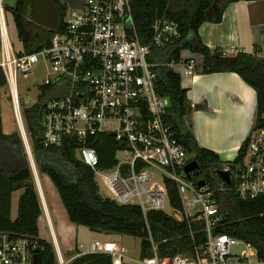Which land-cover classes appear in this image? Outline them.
I'll list each match as a JSON object with an SVG mask.
<instances>
[{"label": "built area", "instance_id": "built-area-1", "mask_svg": "<svg viewBox=\"0 0 264 264\" xmlns=\"http://www.w3.org/2000/svg\"><path fill=\"white\" fill-rule=\"evenodd\" d=\"M131 2L84 0L80 8L69 10L47 44L31 52H12L1 10L0 68L15 119L21 118L17 79L29 78L41 66L45 75L34 81L32 89L27 87L33 98L26 106L42 96V143L59 145L67 136L83 141L109 132L122 144L112 167L100 168L96 152L87 145L76 148L77 157L93 171L95 180L100 177L112 195L109 199L138 206L145 222L148 211L165 212L168 205L171 212L165 213L187 222L192 241L189 251L162 255L159 244L165 240H156L146 223L150 254L142 256L139 248L133 258L122 242L100 238L88 243L86 253L108 254L111 264H264L250 242L215 230L223 220L217 200L221 193L232 191L242 200L264 197V126L252 128L233 160H219L203 169L198 164L189 177L185 166L193 155L164 121L169 100L156 92L154 63L148 58L154 48L179 35L178 22L162 13L151 25L149 42L143 44ZM167 66L172 70L180 66L184 73L194 67L192 60L182 59H172ZM219 171L228 174V183ZM166 180L175 187L179 208L170 204ZM194 226L204 233L200 245L193 242ZM35 247L29 237L13 238L0 231V264H33ZM58 263L65 264L62 257Z\"/></svg>", "mask_w": 264, "mask_h": 264}, {"label": "trees", "instance_id": "trees-1", "mask_svg": "<svg viewBox=\"0 0 264 264\" xmlns=\"http://www.w3.org/2000/svg\"><path fill=\"white\" fill-rule=\"evenodd\" d=\"M230 1L232 0H226L222 4L218 0L131 2L134 23L143 44L149 42L151 25L162 13L178 22L179 35L165 46L154 48L149 60L154 63L152 69L156 92L169 100L164 121L170 125L177 139L202 169L219 162V158L214 152L198 147L190 131L192 111L204 109L205 104L192 106L186 90L181 87L180 75L167 66L170 60L180 59L181 50L197 51L203 56L201 65L195 67L194 71L237 73L256 94L254 126H264V57L240 49L230 54H224L221 49H210L202 43L197 33L203 21H219ZM6 8L11 12L18 40L25 52L40 49L47 44L52 31L60 29L65 21V7L58 0H16L13 6ZM34 23L45 26L46 34L38 32ZM42 89L46 91L47 87ZM1 90L8 92L6 79L0 68ZM38 99L30 106H23L21 118L37 174L39 177L45 174L51 180L70 222L96 232L137 236L140 238L142 256L150 254L146 223L156 240H165L159 244L162 255L191 249L192 241L188 236L189 229L185 220L178 221L161 210H150L145 222L138 206L120 204L99 195L93 171L77 157L76 148L82 145L92 147L98 156V166L110 168L116 163V150L122 147L121 142L112 134L100 132L83 141L67 136L59 145L45 146L42 143V96ZM166 187L170 204L179 208V198L173 183L166 180ZM18 189L22 191L18 197L17 216L11 219V194ZM217 200L223 220L215 230L250 242L256 248L258 258L264 261V197L242 200L234 192L226 191ZM41 213L42 204L20 133L18 130L5 133L0 117V231L8 232L13 238L29 237L36 243L32 252L33 255L37 252L41 264H56L53 245L38 237L37 219ZM194 229L193 242L200 245L205 239L204 233L198 226H194ZM76 251L74 249L73 253ZM67 264L111 262L108 254L98 252L82 253L70 259Z\"/></svg>", "mask_w": 264, "mask_h": 264}, {"label": "crops", "instance_id": "crops-1", "mask_svg": "<svg viewBox=\"0 0 264 264\" xmlns=\"http://www.w3.org/2000/svg\"><path fill=\"white\" fill-rule=\"evenodd\" d=\"M4 1L7 6L11 7L16 0ZM58 1L65 7L64 20L69 8L78 7L82 2V0ZM263 2L264 0L228 2L219 21L206 20L199 25L197 33L202 43L210 49L226 50L234 47L248 53H255L258 57H264ZM218 3L220 4L219 0ZM34 24L38 32L46 34L45 26ZM21 46L20 51H25L22 43ZM180 59L192 60L194 66L189 73H184V69L180 66L174 70L180 75L181 87L186 90L188 100L192 106L205 104L204 109H195L190 115V131L196 145L214 152L221 161L233 160L254 127L256 108L254 89L235 72L200 73L194 71L195 67L201 65L203 56L189 49L181 50ZM39 179L47 209L42 207V213L37 219L38 237L48 242L52 239L56 240L57 245L60 239L67 253L77 249L68 256L67 262L86 253L84 250L92 239H118L120 236L118 234L96 232L70 222L67 215L63 214L59 195L51 180L45 174H42ZM43 180L50 197L48 201L42 186ZM21 191L17 190L16 195L14 191L11 194V219L17 216L18 197ZM58 248L61 252L59 245Z\"/></svg>", "mask_w": 264, "mask_h": 264}, {"label": "rangeland", "instance_id": "rangeland-1", "mask_svg": "<svg viewBox=\"0 0 264 264\" xmlns=\"http://www.w3.org/2000/svg\"><path fill=\"white\" fill-rule=\"evenodd\" d=\"M219 1H220V4H222L224 2V0H219ZM83 3H84V0H82V2L80 3L81 5H79L78 7H70L69 9L72 10V9L80 8ZM0 4H1V8H2V6H4V8L1 10L3 11V18L5 21L8 41H9L11 50L13 53L18 52V51L22 50V46H21L20 41L17 38V33H16V30H15V27H14V24L12 21L11 12L6 8L7 4L4 0H1ZM192 52L200 55V53L197 51H192ZM148 58L149 59L152 58V53L149 55ZM45 71L46 70L41 68V66H38L35 68V70L33 71L32 75L29 76V78H27V79L18 78L17 79L16 83H17V93H18L19 100H20V105H19L20 112L22 111L23 106H26V103H30V101L33 98L32 92H30L27 89V87L32 89L31 85L33 83H35L34 81L39 82L40 81L39 79L45 75ZM1 91H0V117H1V122H2V129L5 133H10L14 130L19 131L18 124H17V121L14 117L13 110L11 107L9 92H7V90L2 91V92ZM21 121L23 124L22 118H21ZM23 127H24V124H23ZM24 131H25V128H24ZM25 134H26V131H25ZM26 137H27V135H26ZM27 140H28V138H27ZM117 156H119V153H117ZM190 157H191L190 155L187 156V158H190ZM40 182H41V180H40ZM42 182H43L42 186H43V189L45 192L46 200L48 201V200H50L49 193L46 192V189L44 187V180ZM96 183L98 186V193L102 198H110L112 196L110 191L103 185L100 177H96ZM18 190H21V189H18ZM16 193H17V190L14 191L15 195H16ZM60 203L62 205L61 207L63 209L62 210L63 214L65 215L66 213H65L64 206H63L61 201H60ZM44 208H45V205H44ZM164 211L166 213L171 212L168 205H165ZM48 236H49V234H48ZM103 239H105V238H103ZM114 240L122 242L128 248L130 257L135 258L139 255V248H140V238L139 237L132 236V235H120L118 237V239H114ZM50 243L53 245V247H54V243H55L58 251H59V248H58V245H59L60 250H61L60 255L66 264L68 256L73 254V251H71L70 253H67L64 250V247H63L62 243L60 242V239H59L58 245L56 244V240L54 241L53 239L51 240ZM55 254H56V251H55ZM56 264H59L57 255H56Z\"/></svg>", "mask_w": 264, "mask_h": 264}, {"label": "water", "instance_id": "water-1", "mask_svg": "<svg viewBox=\"0 0 264 264\" xmlns=\"http://www.w3.org/2000/svg\"><path fill=\"white\" fill-rule=\"evenodd\" d=\"M1 9L2 8H1V4H0V12H1ZM16 121H17V124H18L19 133H20L21 139L23 141L25 151H26L27 156H28V160L30 162V166L32 168L33 177H34L36 188H37V191H38V194H39V198H40L42 207L44 208V204H43V200L44 199H43V195H42V191H41V187H40V183H39V178H38V175H37V172H36V169H35V165H34V162H33L32 155H31L29 143H28L25 131H24V127H23L22 122H21V118H18ZM197 167H198L197 161L196 160H192L185 166V172L190 177L189 171L194 169V168H197ZM218 174L226 181V183L229 182L227 173H223V172L219 171ZM202 184H203L202 181L198 182V185H202ZM178 219H180L179 216H178ZM54 249L56 251L57 258H60L61 255H60V252L58 251L55 243H54ZM33 264H41V261H40V258H39V255L37 254V252H35L34 255H33Z\"/></svg>", "mask_w": 264, "mask_h": 264}, {"label": "bare ground", "instance_id": "bare-ground-1", "mask_svg": "<svg viewBox=\"0 0 264 264\" xmlns=\"http://www.w3.org/2000/svg\"><path fill=\"white\" fill-rule=\"evenodd\" d=\"M22 122V121H21ZM23 125V124H22ZM40 180V179H39ZM42 190V189H41ZM42 195H43V193H42ZM43 204H44V200H43ZM45 205V204H44ZM46 208V207H45ZM47 209V208H46ZM47 213V212H46ZM60 252V251H59Z\"/></svg>", "mask_w": 264, "mask_h": 264}]
</instances>
